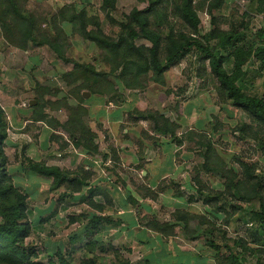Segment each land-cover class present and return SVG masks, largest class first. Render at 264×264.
<instances>
[{"label": "rangeland", "instance_id": "374dc122", "mask_svg": "<svg viewBox=\"0 0 264 264\" xmlns=\"http://www.w3.org/2000/svg\"><path fill=\"white\" fill-rule=\"evenodd\" d=\"M182 1L162 0L148 18L162 40L159 59L186 38L221 54L229 39L247 57L237 85L264 98V59L257 55L264 50V13L251 0H192L193 27L180 17ZM4 2V154L14 187L27 196L31 233L24 248L33 250L34 261L48 264L62 253L73 264H178L177 252L184 251L198 264H230L229 252L241 264H264V222L255 215L264 210V127L232 106L204 56L192 47L159 76L131 65L142 62L127 47L113 50L82 38L84 27L116 44L131 12L146 8L147 0H15L27 21L22 31ZM133 47L151 44L140 39ZM225 69L231 71V62ZM130 97L139 103L126 112L122 129L139 135L128 137L129 146L138 158L157 160L158 173L167 169L169 176L143 177L144 164L101 165L100 177L89 170L82 185L54 187L39 184L26 169L28 148L45 133L56 153L78 148L73 137L95 153L99 114L107 103L119 106ZM165 159L174 166L163 165ZM97 217L98 232L87 233ZM153 221L170 228L157 232Z\"/></svg>", "mask_w": 264, "mask_h": 264}, {"label": "trees", "instance_id": "16d2710c", "mask_svg": "<svg viewBox=\"0 0 264 264\" xmlns=\"http://www.w3.org/2000/svg\"><path fill=\"white\" fill-rule=\"evenodd\" d=\"M4 4L10 7L12 12L16 15L15 28L19 31L24 30L21 26L27 22L16 10L17 5L15 0H4ZM115 0H112L114 2ZM148 4L144 9H134L127 23L124 26V33L119 37L116 44L111 43L103 35L99 33H87L83 29V39L89 42L95 43L99 47H109L110 49L117 50L120 47H127L128 54L134 55L138 61L142 63L132 61L131 65L137 66L141 69L140 72L153 71L156 75L161 76L172 65L179 62L189 51L194 47L195 50L200 52L204 59L209 63L212 74L218 81L220 90L224 93L226 98L231 102L232 106L236 109L246 112L250 117L256 120L260 125L264 127V98L259 97L256 94H250L244 92L237 82L241 77V67L245 63L247 57L243 49L235 47L234 44L229 43V39L226 43L221 44L219 51H211L204 48L195 39L184 40V43L173 44L165 51L164 59L160 60V52L162 47V40L160 35L152 30L149 25L148 18L151 13L154 12L156 6H158L162 0H147ZM192 0H183L182 7L180 9L181 19L191 26L195 27L197 24V18L195 13L191 9ZM257 8V11L264 13V0H251ZM30 30V29H29ZM29 32V31H28ZM145 40L151 44L149 48H137L133 47L135 40ZM257 55L264 59V50H258ZM231 62L232 69L228 72L225 69V63ZM99 76H102L100 74ZM159 132V131H158ZM7 138L6 124L4 113L0 108V264H42L34 261L36 254L33 250L24 248V241L29 237L31 233V227L27 220V196L14 187L8 172L6 170V157L4 154V144ZM76 146L79 142L77 138H72ZM83 148V147H82ZM84 149V148H83ZM87 148H85L86 150ZM97 147L93 152H96ZM28 167L26 169L30 173L41 176L45 179L52 180V186L57 187L65 183L66 176L62 171L54 167H47L44 164L34 163L27 159ZM231 188V184H230ZM232 189V188H231ZM233 190V189H232ZM236 193H233L235 195ZM260 220L264 222V210L261 209L259 213L255 214ZM102 219L97 217L92 219L90 225L87 226L88 231L98 232V227L101 225ZM153 229L157 232H161V229H169V225H161L157 221L152 223ZM90 230H89V229ZM85 231V232H86ZM92 244V243H91ZM56 261L49 260L48 264H73L69 256L65 257L62 253H57ZM230 264H241L237 255L229 252L227 257ZM81 264H95L92 261H83ZM255 264H261L256 262Z\"/></svg>", "mask_w": 264, "mask_h": 264}, {"label": "crops", "instance_id": "0c3cea01", "mask_svg": "<svg viewBox=\"0 0 264 264\" xmlns=\"http://www.w3.org/2000/svg\"><path fill=\"white\" fill-rule=\"evenodd\" d=\"M133 99H135V97ZM133 99L130 97L127 101H123L119 104V106H113V104L110 103H107L108 106L105 105L104 110L99 114L102 127L99 130H93L98 146L95 153L88 152L80 146H76L78 148L72 146L65 154L61 155L50 147L51 142L49 141L51 140V135L45 133L42 135L38 145L28 148L27 156L29 160L34 163L44 164L47 167L57 168L64 172L66 176L64 184L68 182H73L74 185L86 183L84 175L87 174L89 170L96 171L97 177H100V174H103L101 165L110 166L112 169L115 166L114 170H118L120 167L126 168L129 165L138 166L144 164L146 168L139 171L143 177L149 175V177L153 176V178L157 179L166 178L169 176V172H167V169H161L158 173L157 170L159 168L157 169L156 167H158L160 163L157 160H150L147 158V155H142L138 158V151H136V148H130L129 146L130 142H128V137L139 135L133 128L125 127L122 129V126L127 122L126 112L134 109L139 103H136L137 100ZM121 129L122 135L120 134ZM143 147L146 148L144 144ZM101 159L104 160V162L101 161ZM163 163V165H173L168 159H165ZM148 167L153 169L152 173H150V169H147ZM21 168L23 169V167ZM168 171H170V168H168ZM31 175L37 178L39 184V181H42L48 183L49 186L52 185L51 179H45L35 174ZM131 176H133V174ZM41 187L42 186L38 185L36 189L42 191L43 189H41ZM86 192L87 191H85V193ZM70 195L76 197L78 193L71 192ZM177 258V261H179L178 264H198L197 261L191 258L190 253L188 254L184 251H178ZM201 264L210 263L203 261Z\"/></svg>", "mask_w": 264, "mask_h": 264}, {"label": "water", "instance_id": "95a60500", "mask_svg": "<svg viewBox=\"0 0 264 264\" xmlns=\"http://www.w3.org/2000/svg\"><path fill=\"white\" fill-rule=\"evenodd\" d=\"M82 96H83L84 98H87L88 93H83ZM29 105L34 106V105H35V102H31Z\"/></svg>", "mask_w": 264, "mask_h": 264}]
</instances>
